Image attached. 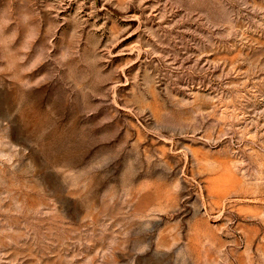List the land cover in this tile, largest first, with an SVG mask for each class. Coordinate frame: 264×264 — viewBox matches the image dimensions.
<instances>
[{
    "label": "rangeland",
    "instance_id": "rangeland-1",
    "mask_svg": "<svg viewBox=\"0 0 264 264\" xmlns=\"http://www.w3.org/2000/svg\"><path fill=\"white\" fill-rule=\"evenodd\" d=\"M0 264H264V0H0Z\"/></svg>",
    "mask_w": 264,
    "mask_h": 264
}]
</instances>
